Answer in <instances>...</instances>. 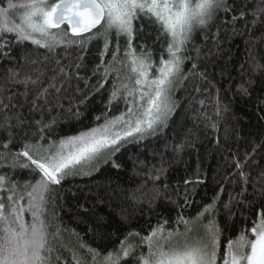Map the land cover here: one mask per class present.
<instances>
[{
  "label": "snow or ice",
  "instance_id": "obj_1",
  "mask_svg": "<svg viewBox=\"0 0 264 264\" xmlns=\"http://www.w3.org/2000/svg\"><path fill=\"white\" fill-rule=\"evenodd\" d=\"M251 3L253 0H246L244 8ZM234 11L235 5H230L229 0H0V63L7 61L11 65L0 83V113L3 114L0 133H7L6 139H0V264H61L62 250L71 252L72 264H131L133 260L135 264H264V185L257 187L258 181L250 185V173H245L239 162L236 167L240 169L242 186L235 196L229 194L224 209L231 215L233 203L243 205L244 198L251 195L253 200L247 202V207L257 201L261 210L254 214L256 218L251 221L250 228L245 216V227L234 236L225 237L227 224L222 226L218 219L223 185L211 203L204 205L194 217H185L181 212L173 226L165 219L152 226L147 235L128 232L118 248L107 252L85 244L74 230L66 229L57 211V189L63 181L70 177L91 176L108 164L120 168L115 157L122 147L127 143H139L167 127L170 114L177 107L176 87L197 76L207 79L205 72L198 71L199 63L196 62L201 50L195 49V58L189 54L188 44L194 30L207 28L220 13L227 16ZM248 16L252 17L249 32L257 25L264 28V0H255L251 9H242L238 15H232V23ZM138 21L148 23L137 27ZM152 28L154 33L148 31ZM121 39L124 40L123 49ZM149 39L151 46L146 43ZM101 40L100 63L95 66L93 75L101 74L104 83L114 77L107 103L110 106L113 101L123 99L125 111L110 118L106 115L103 124L59 141L45 135L51 124L37 120L36 131L24 132L20 147L14 151L12 130L24 125L22 113L8 115L10 108L18 106L13 103L16 95L27 101L30 90L34 89L29 111H43L39 102L49 104L50 90L58 94L63 84L73 78V65L63 63L68 58L67 51L64 57L57 58L56 49L63 46L65 50L73 47L79 50L74 75L77 80L85 79L79 74L84 66V54L89 44ZM25 42L46 50L47 55L33 56L31 51L25 50L17 58L13 55L14 46ZM157 44L161 48L158 61L153 58V48ZM109 53L111 59H106ZM249 57L256 59L251 51ZM187 63H191V68L185 72ZM25 67L31 68V72L21 76ZM262 68L264 65L252 64L253 71ZM49 72L52 75H48ZM87 83L85 79L86 86ZM104 83L100 84L101 88ZM16 85H23L24 92H11L9 86ZM240 90L247 93L244 84L240 85ZM77 91L81 90L77 88ZM194 91L199 92V87ZM3 92L9 95L4 97ZM88 99L84 96L79 103ZM55 103L59 105L58 97ZM216 126L213 122L212 127ZM167 147L165 144V150ZM184 148L182 143L175 145L173 150L179 154ZM261 148L264 144L254 145L248 155ZM159 156L157 163L139 159L134 162L138 169L135 174L141 183L128 190L124 197L127 202H147L151 207L164 195L158 187L167 172L164 151L159 152ZM5 168L10 172H5ZM17 169L27 170L30 178H16ZM259 176L264 178V170ZM149 183L152 188L147 187ZM200 183L199 179L185 180V191L180 193L177 188V198L183 196L187 206V186ZM163 189L166 191L168 185L164 184ZM124 192L120 186L109 187L104 195L111 200L118 194L123 196ZM122 219H126V215ZM65 232L76 237L75 244L65 242Z\"/></svg>",
  "mask_w": 264,
  "mask_h": 264
},
{
  "label": "trees",
  "instance_id": "obj_2",
  "mask_svg": "<svg viewBox=\"0 0 264 264\" xmlns=\"http://www.w3.org/2000/svg\"><path fill=\"white\" fill-rule=\"evenodd\" d=\"M245 3L246 0H229L230 5H235L233 13L227 16L220 13L217 20L207 28L194 30L192 40L188 44L189 54L195 58V49L201 50L200 59L196 62L199 63L198 71L205 72L207 79L197 76L176 87L174 99L177 107L170 114L166 128L158 130L156 135L148 136L139 143H127L122 147L115 157L116 162L121 165L120 168H113L112 164L104 165L99 172H94L91 176L70 177L58 187L57 211L63 226L74 230L85 244L107 252L118 248L128 232L136 231L147 235L152 226L165 219L169 221V226H173L178 213L181 212L185 217H194L204 205L211 203L212 198L220 192L221 185L224 186V191L220 194L218 219L222 226L225 222L227 224L225 237L234 236L245 227V216L248 218L247 227H251V221L256 218L254 214L261 210L257 201H253L252 207H247V202L253 200L251 195L244 198L243 205L237 206L233 203L231 215L223 206L228 202L229 194L235 196L242 186L237 162L243 165L245 173H250V185L257 181V187L264 185V178L259 176L261 170H264V148L248 155L252 153L254 145L264 144V68L252 70L254 63L264 65V39H261L264 28L257 25L249 32L252 27L249 23L251 16L232 23V15H238L242 9H251L255 0L248 4L247 8H244ZM225 20L228 23L222 24ZM141 23L148 22L138 21L137 27ZM233 29L236 30L235 33ZM148 31L154 33L155 29ZM146 43L151 46L152 41L149 39ZM114 44L113 39V46ZM120 44L123 49V39ZM102 48V40L93 41L84 54V66L79 74L88 80L87 86L85 79L77 80L74 75L75 57L79 50L75 47L65 50L63 46L56 49L57 58L64 57L67 51L68 58L64 59L63 63L73 65V78L63 84L58 94L50 90L49 104L39 102L43 105V111H29L35 91L31 86L27 101L23 96L16 95L13 103L18 106L10 108L8 115L22 113L24 125L20 129L14 127L12 130L15 136L12 145L14 151L20 147L24 132L36 131L37 120L42 119L44 124H51L45 135L59 141L62 137L77 135L81 131L103 124L106 115L110 118L125 111L123 99L113 101L110 106L107 103L114 77H109L104 83L101 74L93 75L95 66L100 63L99 53ZM25 50L31 51L33 56L47 55L46 50L30 42L14 46L13 55L19 58ZM153 51V58L158 61L160 44H157ZM249 51L255 60L249 57ZM106 59H111L110 53ZM8 67L11 65L7 61L0 63V83ZM190 68L191 63H187L185 72ZM28 72H31V68L25 67L21 76ZM48 75L52 73L49 72ZM44 83L47 84V79ZM101 83H104L102 88ZM241 84L247 88V93L240 90ZM197 86L199 92L194 91ZM9 87L13 93L24 92L23 85ZM57 87H60L59 82ZM77 88L81 91L78 92ZM2 95L7 97L9 93L3 92ZM84 96L89 99L80 104L79 101L83 100ZM57 97L59 105L55 103ZM2 115L0 113V117ZM97 117L100 119L97 120ZM53 121L55 123H52ZM213 122L217 125L215 128L212 127ZM12 124H16L15 119ZM6 138L7 133H0V139ZM182 143L185 148L177 154L173 148ZM165 144L168 145L166 150ZM161 151H164L167 172L158 187L164 195L151 207L147 202H127L124 197L128 195V190L141 183L135 174L138 169L134 167V162L139 159L157 163ZM154 153L156 155H153ZM4 171L10 172L7 168ZM15 177L21 180L30 178L28 171L21 169L16 170ZM195 179L202 183L187 186L189 203L185 206L183 196L177 198L176 190L178 188L179 192L183 193L184 181ZM164 184L168 185L166 191L163 189ZM117 186L125 189L123 196L118 194L115 199L110 200L104 195L109 191V187L115 189ZM147 187L152 188V184L149 183ZM248 191L252 192L250 186ZM122 209L125 212H122ZM123 215H126V219H122ZM64 239L65 242L76 243V237L70 232L64 233ZM64 261L72 264L70 251L62 250L61 264H64ZM131 264H135V261H131Z\"/></svg>",
  "mask_w": 264,
  "mask_h": 264
},
{
  "label": "rangeland",
  "instance_id": "obj_3",
  "mask_svg": "<svg viewBox=\"0 0 264 264\" xmlns=\"http://www.w3.org/2000/svg\"><path fill=\"white\" fill-rule=\"evenodd\" d=\"M65 29H66V27L65 26H63Z\"/></svg>",
  "mask_w": 264,
  "mask_h": 264
},
{
  "label": "water",
  "instance_id": "obj_4",
  "mask_svg": "<svg viewBox=\"0 0 264 264\" xmlns=\"http://www.w3.org/2000/svg\"><path fill=\"white\" fill-rule=\"evenodd\" d=\"M66 26V25H65ZM67 27V26H66Z\"/></svg>",
  "mask_w": 264,
  "mask_h": 264
}]
</instances>
